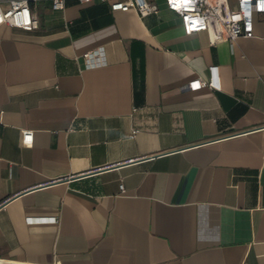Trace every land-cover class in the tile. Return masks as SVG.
<instances>
[{
    "label": "crops",
    "instance_id": "obj_1",
    "mask_svg": "<svg viewBox=\"0 0 264 264\" xmlns=\"http://www.w3.org/2000/svg\"><path fill=\"white\" fill-rule=\"evenodd\" d=\"M149 1L0 27V264H264V15L212 45Z\"/></svg>",
    "mask_w": 264,
    "mask_h": 264
},
{
    "label": "built area",
    "instance_id": "obj_2",
    "mask_svg": "<svg viewBox=\"0 0 264 264\" xmlns=\"http://www.w3.org/2000/svg\"><path fill=\"white\" fill-rule=\"evenodd\" d=\"M41 1H50L55 11L65 9L68 0H0V27L7 26L26 32L40 28L33 5ZM80 3H92L108 0H77ZM114 10H134L141 18L156 15L160 12L158 5L149 0H114ZM168 11L177 14L184 23L187 34L205 32L210 43L217 45L222 42L234 43L240 38L255 37V16L264 15V0H165ZM102 52L86 55L89 68L105 65ZM215 70V69H213ZM209 86L216 88L214 81L197 80L191 83L193 90ZM135 131L134 134H137ZM24 144L31 145V133H24ZM121 192L125 193L122 185ZM57 223L58 219H53Z\"/></svg>",
    "mask_w": 264,
    "mask_h": 264
}]
</instances>
